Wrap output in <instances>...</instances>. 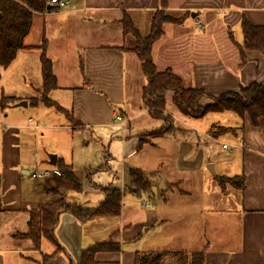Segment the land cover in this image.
I'll use <instances>...</instances> for the list:
<instances>
[{
  "label": "crops",
  "instance_id": "crops-1",
  "mask_svg": "<svg viewBox=\"0 0 264 264\" xmlns=\"http://www.w3.org/2000/svg\"><path fill=\"white\" fill-rule=\"evenodd\" d=\"M63 1L68 3L64 9L55 6L50 7L48 11L33 15L30 32L23 41L25 49L17 53L6 69L0 68V79L13 78L14 73L11 70L13 66L16 69L19 65L17 82L13 83L18 88H13V84L0 87V206L2 209L0 220L6 221L7 217L13 214L12 219L14 221L21 219L27 230L30 213L36 211L39 204L46 203L36 194H53L52 196L65 200L68 199L67 192L81 194L80 186L78 190H74L73 185L56 171L51 170L53 175L41 183L32 178L35 157L40 154L38 139L44 137L42 131L47 132V137L56 134L51 133L53 131L69 136L76 133L78 137L82 131L90 130L92 133L88 142L93 138L92 134H95L94 143L97 140L102 145L107 141L109 159L120 162L132 160L135 154L142 150L144 145L139 146L138 140L142 133L147 132L140 129L139 124L133 127L130 125L133 118H139L147 112L139 108L141 95L131 101L126 100L125 97V86L131 85L129 75L141 80L138 73L141 70L132 52L134 40L131 35H123L120 20L123 14H126L139 35L146 37L150 30L151 17L159 10L158 0ZM166 11L173 18L183 17V19L181 23L165 24L162 37L152 46V61L158 72L170 70L181 79L185 88L187 85L188 88L204 90L212 97L228 91H238L241 86L264 82V54L255 51L246 52V62L240 67L239 53L230 40L232 36L235 41L233 29H237L241 34L242 17H245L252 26L264 27V0H171ZM185 16H191L194 26L195 22L202 23L204 19L210 20L213 26L221 23L226 32V43L216 37L217 32L213 29L205 33L202 32L203 30L197 33L186 24ZM196 27L200 28V24H196ZM43 41L46 44V56L52 63L57 85L50 92L53 94L50 100L71 113L73 123L52 108L42 104L32 105L31 101L36 97H28L25 94L30 89L37 94L41 90L40 51L35 48ZM143 80L142 87L146 83L145 79ZM3 98L12 99L13 102L2 101ZM21 103H25L26 106L23 107ZM34 109L39 120L49 114L46 113L47 111L54 114V117L49 121H42V124L41 121L35 122L26 114V110ZM134 109L138 111L135 112ZM58 114L67 120L66 124H60ZM117 117L120 120H117ZM149 120L152 121L151 118ZM52 122L56 124H51ZM35 126L39 127L37 134L33 128ZM244 126L246 127L243 128L242 140L237 143L238 146L229 145L233 146L229 152L239 150L242 162L243 188L237 191L240 193V205L235 209L220 210L213 202L211 188L207 190L204 188L210 186L204 173L199 177L200 191L189 193V197L193 195V198L201 199L205 206L204 242L201 248L189 251L203 249L204 264H264V134L261 129L252 128L248 123ZM207 138L214 140V137L209 135ZM88 142L83 141V145H88ZM34 144H37V148ZM204 151L210 156L208 148L204 147ZM64 159V155L56 156V160L64 161ZM36 160L40 169L51 168L48 164L49 159L46 163L40 162L39 157ZM133 165L137 166L134 163ZM137 167L129 168L128 185L131 182V173L137 171L141 173ZM213 167L215 164L208 165L207 168L213 171L216 177ZM123 169L125 170V165ZM205 172L211 176L207 170ZM89 185L95 183L90 182ZM128 185L123 191L128 190ZM168 186H171L172 190L179 189L177 183ZM53 190L57 191L56 196ZM87 190L99 195L85 200L74 199L76 203L67 201L72 206L93 209L105 200L104 192L101 194L97 189ZM52 201L54 200L50 202ZM169 210V216L160 222L177 228L179 223L175 222L176 220L181 222L187 220L180 216L179 209ZM123 212L125 209L123 210L121 201L120 215L117 221L113 222L112 229L107 227L110 223L107 219L112 217L77 221L69 214H59L53 234L62 252L48 264H75L82 249L107 241L114 232H118L115 241L119 244V252L99 253L95 255V260L103 263L133 264L135 252L149 250L125 252V235L134 237V230L152 223L154 214L152 211H147L143 221L139 218L137 220L141 222L134 223L131 218H125ZM172 212H177V216L174 217ZM104 224L105 238L91 235L87 241L84 240V226H89L93 230ZM17 234H12L10 237L15 239ZM23 241L30 242L27 244L32 248L30 240ZM51 247L50 254L55 251L52 244ZM173 252L181 253V251ZM38 254V259L23 258L20 255L18 257L22 261L38 264L44 253ZM169 260L174 263L175 257Z\"/></svg>",
  "mask_w": 264,
  "mask_h": 264
},
{
  "label": "rangeland",
  "instance_id": "rangeland-1",
  "mask_svg": "<svg viewBox=\"0 0 264 264\" xmlns=\"http://www.w3.org/2000/svg\"><path fill=\"white\" fill-rule=\"evenodd\" d=\"M185 17L186 24L192 27L197 33H201L202 30V32L205 33L209 29H213L217 32L216 37L226 43V32L221 23H216L213 26L210 20L207 21L204 19L202 23L195 22L194 26V21L191 16ZM181 18L183 19V17ZM196 24H200V28H197ZM232 34L235 41L241 43L242 36L240 32L237 29H233ZM246 52L248 51L244 52V62H246ZM14 67L15 66H13L11 70L14 73V77L0 79V87L17 82L16 75L19 73V65L16 69ZM138 73L141 80H139L138 77L132 78V76L129 75L131 78V85L128 84L125 86L126 100L131 101L137 99L141 95V90L140 92H138V90L142 87L144 78L141 71ZM128 74H130V72ZM185 86L188 88L187 85ZM12 87L18 88L15 84H13ZM24 89H26V87H24ZM33 93L34 91L30 89L25 94L28 97L35 96L39 98V94L34 93L33 95ZM221 94L216 95L220 96ZM49 95L48 98L50 100L53 94L50 93ZM170 96L171 95H168L167 104L165 106L166 115L170 120L162 121L152 119L151 121L149 120L150 117L148 114H143L139 116V118H133L130 124L131 127L135 124H139V126H141L140 129L146 130L149 133L141 131L144 133H142L143 135H140L139 138L142 137V146H144L140 152L135 154L132 160L120 162L119 160L115 161L114 159H109L106 145L107 141L102 145L97 140L94 143L93 138H95V134H92L93 138L88 142L92 131L90 132V130L87 129L82 131L81 134H78V137L76 133L73 135L70 134L69 136L56 131L51 132L56 134L47 137V132L44 130L41 132L44 134V137L38 139L40 154L37 157H39L40 162L46 163L49 156H57L59 154L64 155L65 159L63 162L65 165H70L72 167L81 188V194L77 192H67V200L71 203H76L74 199L82 198L85 200L99 195L96 192L87 190L89 188L97 189L101 194L103 193L102 187H108L109 185L111 188H119L123 191V188L128 185L129 168L136 169L135 167L138 166L137 168L141 171L143 178L150 181V191L147 193L135 195L131 194L128 190H124L122 193L123 210L125 209L123 216L125 218H131L135 223L143 221L144 214L147 211H152L154 214V221L152 223L144 227H138L136 230L132 229L135 232L134 237H129V234L125 235V252H135L136 250H149L153 252H189L196 248H201L204 242L203 211L205 206L201 199L197 200V198H193V195L189 197V193H198L200 191L199 177L203 175V173L206 175V181L210 183V186L207 188L204 186V188L206 190L209 189V187L211 188L213 191V202L220 210L235 209L240 205V193L237 192L240 191V188L231 186V181L233 179H238L242 176L240 152L239 150L229 152V148L224 150L221 148V144L238 146L237 143H240L242 140L243 128L246 127L244 124H246L247 121L241 120L238 116L230 112L209 113L203 118L196 120L185 118L175 110L171 103ZM207 102L208 100L203 101L202 105L207 104ZM139 108L145 110L142 102ZM134 111L137 112L138 109H134ZM46 113L49 114L42 116L41 120H39L35 109L26 110V114L31 117V119H34L35 122L41 121V124L42 121H49L54 117V114H50L49 111ZM57 118L60 124L67 123V120H65L61 114H58ZM73 122L74 120L72 123ZM51 124L56 123L52 122ZM212 125L218 128H226L227 131L219 134L216 133V138L211 140L207 138L208 135H206V132L208 133V131H211L210 128ZM212 132H215V129H212ZM83 141L89 144L85 146L83 145ZM34 146L37 148V144H34ZM204 147L208 148L210 156L207 151H204ZM25 156L27 158V155ZM29 162L31 161L29 160ZM133 163L137 166L133 165ZM213 164H215L213 170L216 177H214L207 168L208 165ZM124 165L125 170L123 169ZM35 169L36 166L34 165V169L32 170L34 171ZM46 169L56 171L54 167ZM205 170H207L211 176H209ZM90 182L95 183V185H89ZM24 183L26 186V182ZM172 183H177L179 189L172 190L171 186H168ZM203 184H205L204 181ZM53 192L57 191L53 190ZM36 195H38L43 202L56 199L52 196L53 194L39 193ZM169 209H175V211L179 209L180 216L187 220L183 222L176 220L175 222L179 223V227L177 228L160 222L169 216ZM172 213L174 217L177 216V212ZM12 217L13 214L8 216L6 221L0 220L1 264H31L30 262L22 261L18 255L23 258L38 259L39 252L32 250L31 246H28L29 244L27 243L30 242H24L23 240L20 241L10 237L12 234L23 233L27 230L26 226L21 223V219H19V221H14ZM139 218H141V221L137 220ZM117 219V217L107 219V221H110L107 227L112 229L113 222L117 221ZM105 227L104 224L91 230L89 226H84V240L87 241L91 235L102 239L105 238L103 237L105 236ZM41 242V252L44 253V255H49L52 251L51 244L45 240ZM121 248L123 249V247ZM39 262H42V258Z\"/></svg>",
  "mask_w": 264,
  "mask_h": 264
},
{
  "label": "trees",
  "instance_id": "trees-1",
  "mask_svg": "<svg viewBox=\"0 0 264 264\" xmlns=\"http://www.w3.org/2000/svg\"><path fill=\"white\" fill-rule=\"evenodd\" d=\"M49 0H0V68L6 69L15 59L17 53L24 48V39L30 32L34 14L43 13L55 6H49ZM171 0H158L159 10L153 13L150 21V30L146 37H141L133 27L129 17L123 14L120 24L123 35H131L134 40L132 52L135 54L141 73L145 79V85L141 89V102L151 119L168 121L165 106L167 97L171 95V103L175 110L185 118L201 119L209 113L230 112L241 120L247 121L252 128L261 129L264 134V82L252 83L248 86H241L237 92H224L220 96L212 97L203 90L193 88L185 89L181 80L170 70L157 72L152 61L151 50L163 35L165 24L181 23L182 18H173L167 14L168 3ZM240 29L243 41L236 43L232 36L230 40L237 48L241 56L240 67L244 64V52L255 51L264 53V27L252 26L245 17L240 20ZM45 41L35 49L40 51V74L41 90L39 98L31 101L32 105L42 104L63 114L72 121L71 113L63 110L53 101L49 100V93L54 90L56 79L53 75L52 63L46 56ZM207 104L202 105L203 101ZM2 101L13 102L12 99L3 98ZM1 101V102H2ZM165 114V115H164ZM166 116V117H165ZM170 120V119H169ZM208 135L216 138V133L227 131L226 128L211 126ZM215 129V132H212ZM165 131V130H164ZM139 146L143 144L142 137L138 140ZM51 167V166H49ZM56 172L67 182L78 190L79 183L74 175L72 167L65 165L62 160H56L54 166ZM131 182L127 189L135 194L147 193L150 191V181L143 178L140 172L131 173ZM243 176L231 181L234 188H243ZM230 184V183H229ZM105 200L93 209H85L80 206L70 205L64 198H56L53 202L41 203L37 210L30 213L28 230L26 233L15 235L17 240H30L32 249L41 252L42 239L47 240L55 247V251L49 255L42 256V262L48 264L56 255L62 252L61 247L54 238V229L57 226L58 216L66 213L77 221H85L95 217H119L122 193L120 189L108 187L102 188ZM51 192V191H50ZM57 192L55 193L56 196ZM146 206V205H143ZM0 212H2L0 206ZM118 232L104 242L96 243L81 250L79 259L75 264H117L114 262H97L95 255L99 253L119 252V244L115 241ZM175 257V262L170 258ZM205 251L181 252L173 251H137L134 254L133 264H204ZM72 264V263H70Z\"/></svg>",
  "mask_w": 264,
  "mask_h": 264
},
{
  "label": "built area",
  "instance_id": "built-area-1",
  "mask_svg": "<svg viewBox=\"0 0 264 264\" xmlns=\"http://www.w3.org/2000/svg\"><path fill=\"white\" fill-rule=\"evenodd\" d=\"M49 6H56L57 8L59 9H64L68 6V3L66 1H63V0H49L48 3H47ZM117 120H120L118 119V117L116 118ZM29 122H31V119H29ZM36 134L38 133V130H39V127L35 126L33 127ZM221 148L222 149H233V146H229V145H226V144H221ZM37 157H35V166H36V169L32 172V178L41 183L43 182L44 180L50 178L52 175H53V172L49 169H40L38 166H39V163L37 162L36 160Z\"/></svg>",
  "mask_w": 264,
  "mask_h": 264
},
{
  "label": "water",
  "instance_id": "water-1",
  "mask_svg": "<svg viewBox=\"0 0 264 264\" xmlns=\"http://www.w3.org/2000/svg\"><path fill=\"white\" fill-rule=\"evenodd\" d=\"M21 104H22L23 107L26 106L25 103H21ZM48 158H49V161H48L49 166L54 167L55 164H56V156L52 155V156H49ZM208 171H209L213 176H215L214 173H213V171H211V170H208ZM38 190H40V188H38Z\"/></svg>",
  "mask_w": 264,
  "mask_h": 264
}]
</instances>
